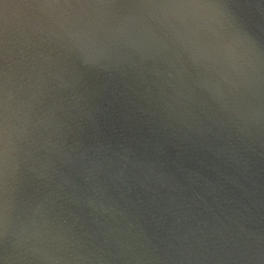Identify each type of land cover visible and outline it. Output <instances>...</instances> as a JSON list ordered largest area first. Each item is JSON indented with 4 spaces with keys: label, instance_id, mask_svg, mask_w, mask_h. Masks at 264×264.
Instances as JSON below:
<instances>
[{
    "label": "water",
    "instance_id": "1",
    "mask_svg": "<svg viewBox=\"0 0 264 264\" xmlns=\"http://www.w3.org/2000/svg\"><path fill=\"white\" fill-rule=\"evenodd\" d=\"M0 264H264V0H0Z\"/></svg>",
    "mask_w": 264,
    "mask_h": 264
}]
</instances>
